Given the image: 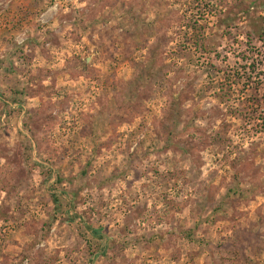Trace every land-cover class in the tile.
Masks as SVG:
<instances>
[{"label":"rangeland","instance_id":"1","mask_svg":"<svg viewBox=\"0 0 264 264\" xmlns=\"http://www.w3.org/2000/svg\"><path fill=\"white\" fill-rule=\"evenodd\" d=\"M0 264H264V0H0Z\"/></svg>","mask_w":264,"mask_h":264},{"label":"trees","instance_id":"2","mask_svg":"<svg viewBox=\"0 0 264 264\" xmlns=\"http://www.w3.org/2000/svg\"><path fill=\"white\" fill-rule=\"evenodd\" d=\"M53 200L56 202L57 201V198H56V196L55 197H53Z\"/></svg>","mask_w":264,"mask_h":264}]
</instances>
